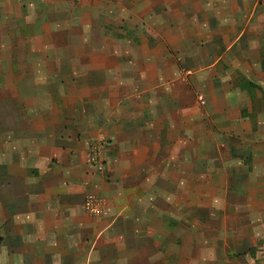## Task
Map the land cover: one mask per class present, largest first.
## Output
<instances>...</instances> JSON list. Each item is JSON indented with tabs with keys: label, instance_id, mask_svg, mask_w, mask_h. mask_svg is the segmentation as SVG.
<instances>
[{
	"label": "crops",
	"instance_id": "1",
	"mask_svg": "<svg viewBox=\"0 0 264 264\" xmlns=\"http://www.w3.org/2000/svg\"><path fill=\"white\" fill-rule=\"evenodd\" d=\"M230 10L238 25L264 27V0H231ZM247 34L244 29L238 37ZM148 71L140 73L148 78L153 74ZM147 82L143 88L133 84L131 100L141 103L137 111L104 122L108 207L99 217L86 215L84 197L73 194L83 186L69 180L76 175L78 157L71 134L38 131L34 137L21 131L20 142L2 146L0 264H264V193L254 191L264 185L254 174L264 173V134L238 129L246 118L264 125V101L256 111L246 100L251 109L244 112L234 104L218 113L197 114L191 133L189 114L175 122L173 114L160 113L146 101L157 93L152 80ZM233 111L243 118L233 119ZM210 119L235 122L237 133L223 134L219 126L207 129ZM221 138L231 154L225 153ZM242 155L246 165L240 163ZM195 182L224 190L210 200L197 196L193 212L183 190L177 204L169 199L174 187ZM40 193L42 201H37Z\"/></svg>",
	"mask_w": 264,
	"mask_h": 264
},
{
	"label": "rangeland",
	"instance_id": "2",
	"mask_svg": "<svg viewBox=\"0 0 264 264\" xmlns=\"http://www.w3.org/2000/svg\"><path fill=\"white\" fill-rule=\"evenodd\" d=\"M230 1L0 0V152L6 142L10 148L20 142L21 131L34 137L31 134L38 131L71 134L78 157L76 175L70 174L69 180L83 186L73 194L78 200L88 194L102 198L104 211L109 141L103 126L109 118L139 109L141 103L131 100L133 84L143 88L152 80L157 93L146 101L160 113L163 109L173 114L175 122L189 114L191 133L197 114L218 113L234 104L244 112L250 108L246 100L253 101L254 111L263 109L264 27L232 21ZM244 29L248 34L241 39ZM144 68L153 74L144 77ZM129 97V102L123 101ZM236 113H231L233 119L243 118ZM246 120L239 130L264 134V125ZM210 121L207 129L219 126L223 134L237 133L235 122ZM30 142L37 150L34 139ZM95 154H100L99 169L90 162ZM244 156L240 163L246 165ZM254 174L264 179V173ZM33 175L38 178L39 172L33 170ZM196 183L174 187L169 199L177 204L183 190L193 212L197 196L210 200L224 190ZM254 191L264 193V185ZM36 195L42 201V194ZM196 223L191 220V226Z\"/></svg>",
	"mask_w": 264,
	"mask_h": 264
},
{
	"label": "built area",
	"instance_id": "3",
	"mask_svg": "<svg viewBox=\"0 0 264 264\" xmlns=\"http://www.w3.org/2000/svg\"><path fill=\"white\" fill-rule=\"evenodd\" d=\"M99 156L100 154H95L90 160V162L98 167V169L100 167L97 165L96 160ZM82 208L86 215L90 217H99L103 211V202L94 194H88L83 200Z\"/></svg>",
	"mask_w": 264,
	"mask_h": 264
}]
</instances>
